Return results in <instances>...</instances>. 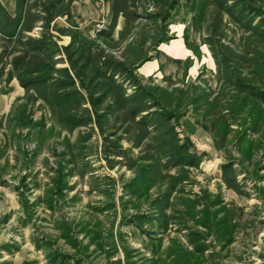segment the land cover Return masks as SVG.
Segmentation results:
<instances>
[{"label": "rangeland", "instance_id": "rangeland-1", "mask_svg": "<svg viewBox=\"0 0 264 264\" xmlns=\"http://www.w3.org/2000/svg\"><path fill=\"white\" fill-rule=\"evenodd\" d=\"M0 6V264H264V0Z\"/></svg>", "mask_w": 264, "mask_h": 264}, {"label": "crops", "instance_id": "crops-1", "mask_svg": "<svg viewBox=\"0 0 264 264\" xmlns=\"http://www.w3.org/2000/svg\"><path fill=\"white\" fill-rule=\"evenodd\" d=\"M16 1L15 0H0V6L4 7L11 15L16 14Z\"/></svg>", "mask_w": 264, "mask_h": 264}]
</instances>
